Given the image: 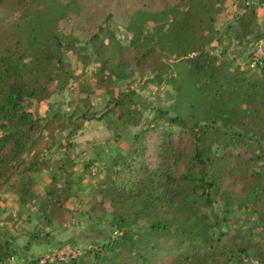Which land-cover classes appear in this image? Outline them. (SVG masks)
<instances>
[{
  "label": "trees",
  "instance_id": "trees-1",
  "mask_svg": "<svg viewBox=\"0 0 264 264\" xmlns=\"http://www.w3.org/2000/svg\"><path fill=\"white\" fill-rule=\"evenodd\" d=\"M55 1L42 11L44 0H1L20 16L14 22L0 20V191L17 196L22 205L37 201L34 174L47 168L42 150L35 149L37 135L55 128L54 118L43 125L25 100L43 101L52 95L51 85L65 69L69 48L57 25L78 10L76 0ZM187 1L170 24L158 27L152 47L145 48L136 33L138 50L128 57L112 43L113 36L108 43L101 32L91 39L104 74L114 73L123 57L154 70L170 67L165 58L177 59L171 75L175 114L160 109L157 118L135 133L130 151L113 156L94 188L96 202L110 206L119 227L138 222L147 227L125 229L90 251L91 264H216L205 245L211 240L210 224L201 208L211 207V195L239 186L256 193L264 217V170L256 169L260 155L255 151L264 144V59L256 72L219 61L205 45L224 0ZM244 8L236 19L235 39H261L264 34L253 30L258 24L255 10ZM113 104L120 119L138 123L135 91L122 92ZM160 118L165 123L157 122ZM185 135L192 140L189 151L181 145ZM215 144L221 146L217 155ZM200 167L209 172L197 174ZM62 194L59 187L49 189L41 196L39 211L53 214L62 206ZM13 251L12 240L0 236V264L14 257Z\"/></svg>",
  "mask_w": 264,
  "mask_h": 264
},
{
  "label": "rangeland",
  "instance_id": "rangeland-1",
  "mask_svg": "<svg viewBox=\"0 0 264 264\" xmlns=\"http://www.w3.org/2000/svg\"><path fill=\"white\" fill-rule=\"evenodd\" d=\"M59 1L67 3V0ZM76 1L78 10L70 11L57 25L69 48L64 53L65 69L51 85L52 95L43 101L25 100L28 111L43 125L55 119L53 133L47 129L36 138L35 149L42 150V159L47 162V168L34 174L39 198L22 205L17 196L0 191V236L12 240L15 250L14 259L4 264H64L73 260L91 264L92 256L87 254L90 251L120 236L125 229L147 227L146 222L119 227L110 206L100 207L96 202L94 188L105 177L113 156L128 153L135 133L157 118L160 109L175 114L171 75L177 59L165 58L170 67L154 70L150 65L140 67L126 57L138 50L133 42L136 33L141 34L145 48L152 47L158 27L170 24L184 11L188 1ZM53 2L44 0L40 10H48ZM244 6L255 10L258 24L253 30L264 34V0H224L208 28L210 42L205 47L219 61H228L231 68L237 66L256 72V65L264 59V36L238 42L233 34ZM19 16L20 13H12L0 0V20L14 22ZM99 32L107 43L113 36L112 43L115 41L126 55L111 74L101 71L91 41ZM131 91L136 92L135 107L140 111L138 123L132 125L113 110L114 99L122 92ZM157 122L165 123V120L160 118ZM61 123L67 127L63 129ZM191 143L187 135L181 141L187 151ZM263 145L261 150L258 147L255 150L260 155L256 169L261 171L264 170ZM220 151L221 146L213 145L215 155ZM196 172L205 174L209 168L200 167ZM56 187L63 192L62 206L58 205L53 214H43L39 211L41 196ZM211 196V207L201 208V212L209 220L211 240L205 245L215 263L264 264V217L260 215L263 204L256 193L239 186L231 192ZM33 235L38 236L36 240L32 239Z\"/></svg>",
  "mask_w": 264,
  "mask_h": 264
},
{
  "label": "built area",
  "instance_id": "built-area-1",
  "mask_svg": "<svg viewBox=\"0 0 264 264\" xmlns=\"http://www.w3.org/2000/svg\"><path fill=\"white\" fill-rule=\"evenodd\" d=\"M254 1H258L259 2V0H254ZM68 249H69V247H68ZM66 257H63L62 259L64 260ZM12 259H14L13 257L10 259V261L12 260Z\"/></svg>",
  "mask_w": 264,
  "mask_h": 264
},
{
  "label": "crops",
  "instance_id": "crops-1",
  "mask_svg": "<svg viewBox=\"0 0 264 264\" xmlns=\"http://www.w3.org/2000/svg\"><path fill=\"white\" fill-rule=\"evenodd\" d=\"M15 197H16V196H15ZM18 209H19V208H18ZM18 209H17V210H18ZM2 221H3V220H2ZM2 223H3V222H2ZM2 223H1V224H2ZM1 226H3V225H1Z\"/></svg>",
  "mask_w": 264,
  "mask_h": 264
}]
</instances>
